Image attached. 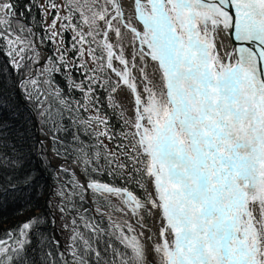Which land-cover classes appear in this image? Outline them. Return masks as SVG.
Listing matches in <instances>:
<instances>
[{
  "label": "snow or ice",
  "instance_id": "1",
  "mask_svg": "<svg viewBox=\"0 0 264 264\" xmlns=\"http://www.w3.org/2000/svg\"><path fill=\"white\" fill-rule=\"evenodd\" d=\"M33 7L52 15L39 38L51 55L26 21ZM0 41L24 73L0 79V116L12 114L0 118V173L25 165L29 131L17 127L19 106L8 108L20 88L45 158L64 157L55 195L71 215L65 251L46 250L60 242L42 233L33 241L36 216L0 239V264H264V0H0ZM61 73L83 102L65 95ZM81 110L93 114L66 121Z\"/></svg>",
  "mask_w": 264,
  "mask_h": 264
},
{
  "label": "trees",
  "instance_id": "2",
  "mask_svg": "<svg viewBox=\"0 0 264 264\" xmlns=\"http://www.w3.org/2000/svg\"><path fill=\"white\" fill-rule=\"evenodd\" d=\"M21 3L24 0H20ZM39 3V0H37ZM28 26L32 27L33 31L37 33L36 40L38 44L44 48L48 55H51L54 48L52 43L45 42L44 44L39 43V38L43 36V30L45 28L44 16L43 13L37 8L33 7L31 16L26 18ZM65 41L67 42L68 33L64 34ZM3 41H0V79L7 77V82L9 85H12L14 82L19 83L22 79L24 73L15 72L11 65L8 64V57L3 46ZM67 45V43H66ZM68 46V45H67ZM71 59V53L69 54ZM7 66V67H5ZM11 72V76H7V73ZM74 76L77 80L82 79L81 73H74ZM56 82L60 84L61 87L65 88V95L69 99L75 102L80 100L83 102L82 94L76 91H70L66 84L63 74H57ZM97 96L99 97L98 106L101 108L103 114L107 115L110 126L114 132H119L123 130V121L120 118V110H116L108 107V101L105 98V92L103 89L97 90ZM19 106V123L17 127H27L29 131L30 138L24 141L25 144V165L22 171L15 173H0V239H6L5 233L11 230L13 233H17L18 228L22 225L23 222L28 221L32 217L40 216L42 223L40 225L39 232L32 237L35 241L36 237L41 236L52 241H59V248H56L55 244H52L51 247L46 248L48 251H65L68 238L71 235V225L70 219L71 215L65 213L63 217L58 211V205L60 203L59 198L55 195L58 190L59 184L61 181L66 179L64 173L59 172L58 167L53 166L54 163L58 161H64V157L51 159L49 164L46 157V152L41 150L39 144L40 137H44V134L40 130V126L37 123V117L32 116L29 112L28 102L25 100V92L20 88H15L11 93V101L8 103V108L12 109L14 106ZM91 111L80 112L69 114L65 113V119L70 120L74 118H86L89 115H92ZM0 118L6 119L10 124L12 123V114L5 111L2 113ZM28 120L27 124H24L23 121ZM81 138L86 141L89 145H95L96 141L93 136H85L83 131L81 132ZM108 147L113 148L115 143L119 141H112L111 143L106 140ZM47 147V142H45V148ZM41 160H44V163H41ZM71 163V160H68ZM31 173L33 178L31 182L26 183L23 179L25 175ZM59 175L60 179H57ZM105 182H114L117 186H123V181L116 177H109L103 175L99 177ZM83 179V177H81ZM9 181L12 184L16 185L15 188L9 186ZM7 189V190H5ZM135 190V189H133ZM140 194V193H137ZM115 202V201H114ZM85 207H91V200L86 201ZM61 224H69V228L66 230V236L61 237L59 234V227ZM83 231V229H81Z\"/></svg>",
  "mask_w": 264,
  "mask_h": 264
},
{
  "label": "rangeland",
  "instance_id": "3",
  "mask_svg": "<svg viewBox=\"0 0 264 264\" xmlns=\"http://www.w3.org/2000/svg\"><path fill=\"white\" fill-rule=\"evenodd\" d=\"M60 2V0H57V3H59ZM45 3V0H39V4H44ZM61 14H63V13H61ZM43 16H44V14H43ZM51 22H52V15H48L46 18L44 17V24H45V26L46 25H50L51 24ZM59 28H60V25H59V22L57 23V28H56V30L57 31H59ZM68 33V38H67V40L69 41V38H70V36L72 35V33L71 32H67ZM4 43V42H3ZM52 46H53V48L55 47L53 44H52ZM65 47H67V45L65 44ZM37 48L40 50V52H41V55H44V54H46V51L44 50V48H42L39 44H38V42H37ZM91 66V65H90ZM24 76V75H23ZM23 78V77H22ZM113 79H115L114 77H113ZM125 95V92H120L118 95H117V100H121L122 99V97ZM124 109H125V111H124V115H125V117H127V116H130L131 115V113H129V110L131 111V106L127 103V102H124ZM120 111H121V109H119ZM39 139H44V137H40L39 136ZM45 142H47V145H48V141L47 140H45ZM104 142L106 143V141L104 140ZM63 225L64 224H61L60 225V227H59V234H60V236L61 237H64V236H66V230L63 228Z\"/></svg>",
  "mask_w": 264,
  "mask_h": 264
},
{
  "label": "water",
  "instance_id": "4",
  "mask_svg": "<svg viewBox=\"0 0 264 264\" xmlns=\"http://www.w3.org/2000/svg\"><path fill=\"white\" fill-rule=\"evenodd\" d=\"M46 54H47V52H46ZM48 146V145H47ZM48 154L46 153V156H47ZM61 163H64V161H58V162H56V163H54L53 164V166H57V165H59V164H61ZM71 165V163L68 161L66 164H65V166H70Z\"/></svg>",
  "mask_w": 264,
  "mask_h": 264
},
{
  "label": "bare ground",
  "instance_id": "5",
  "mask_svg": "<svg viewBox=\"0 0 264 264\" xmlns=\"http://www.w3.org/2000/svg\"><path fill=\"white\" fill-rule=\"evenodd\" d=\"M129 113H131V111L129 110Z\"/></svg>",
  "mask_w": 264,
  "mask_h": 264
}]
</instances>
